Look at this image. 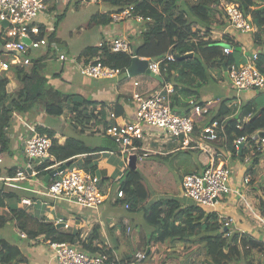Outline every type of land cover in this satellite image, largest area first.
Listing matches in <instances>:
<instances>
[{"label":"trees","instance_id":"trees-1","mask_svg":"<svg viewBox=\"0 0 264 264\" xmlns=\"http://www.w3.org/2000/svg\"><path fill=\"white\" fill-rule=\"evenodd\" d=\"M102 1L109 3L116 10L133 5L136 11L150 19L141 23L139 31L134 36H129L130 41H134V44L130 43L129 55L112 53L110 56L113 60L129 58L130 61L131 55H136L142 47L154 44L156 36L160 34H164L168 40L170 48L166 54L174 53L176 56H181L186 53H193L192 58L180 61L174 59L172 62H167L164 59L166 56L164 53H158L152 57V60H161L159 75L165 74V82L170 83L174 89L172 110L180 112V115H188V100L198 97L195 91V82L199 81L198 85H200L209 77L206 65L224 61L226 57L221 49L223 44L209 39L213 30L224 28L227 25L226 15L219 9L220 0H183L182 3L179 0ZM224 1L236 3L243 14L250 17L255 28V31L250 35L253 46L258 53L256 66L264 74V0ZM109 13L103 14L100 21L101 25L111 22ZM54 35V30L46 34L49 41H53ZM1 44L2 41L0 40V54L2 53ZM232 45L234 52L237 50V46L234 43ZM88 49L86 50L87 53L90 50ZM96 49V47L92 48L90 52L94 54ZM28 55L33 62L31 66L12 68L15 75L14 80L17 79L18 81V87L15 90H8L9 79L0 77V154L9 150L6 127L8 118L12 113L24 114L39 105L47 115L59 117L68 107V110L73 113L71 120L75 129L78 126L84 128L85 124L93 118L94 107L90 108L89 100L76 93L62 92L50 85V78H60V73H55L52 76L45 74L44 62L47 60V52L34 56L28 53ZM235 60L234 57L226 59V66L235 63ZM234 110L231 100H222L218 102L216 108L213 106L203 119L199 117L197 122L199 128L211 119H217L224 123V133L221 134L218 141L211 143L215 147H221L232 157L243 160L248 155L251 162L248 171L251 172L253 167L258 164L261 156L260 152L255 150L257 139L254 137L259 132L264 131V105H260L254 110L250 102L244 104L241 113L248 117L245 122L230 117ZM258 110L260 111L259 114L252 118ZM238 124H240V128L237 127ZM35 130L37 133L46 135L52 141L49 156L35 163L36 175L41 179L50 172L48 167L54 164L62 165L70 162L69 166H72L80 154L98 151L87 149L85 146H82L81 149H75L67 144L61 145L54 137V131L46 127L36 126ZM242 136L248 138L245 145L236 151L233 147V141ZM110 141L112 146L108 149H117V145L111 139ZM136 144L140 145V142H136ZM247 146L251 147L252 150H249ZM197 149L199 148L186 150ZM205 156L209 159L206 153ZM92 158L93 156H86L82 167L93 174L97 167L92 165ZM219 158L216 159V162ZM87 160L90 161L87 162ZM205 166H202L200 170L195 167L191 174L199 173ZM143 181L144 179L137 168L127 167L119 180L118 189L124 194L123 199L119 202L120 206L124 208L125 204L128 205V208H124L125 212L127 214L143 213L146 222L153 226V232L148 238L146 257L154 254L159 255L157 259L159 264L168 261H172L174 264H230L240 260H243L245 264H253L252 260H247L253 250L259 251L264 256V241L247 233L222 231L223 221L211 208L207 209L194 201L193 203H184L177 198L166 197L161 194H158L157 198L146 206L145 203L150 200L152 195ZM2 196L4 198L12 197L11 194H3ZM10 211L12 213L11 219L15 220L16 229L24 231L27 239L32 240L34 244L38 236H43L47 241L60 243L79 239L80 232H75L72 235L66 234L59 231L50 222L34 221L24 211L15 208ZM6 221L7 218L0 215V223L4 225ZM30 221L31 223H29ZM95 241L104 243L97 226L92 227L86 236L82 249L91 254H105L107 256L105 264L124 263V258L122 257L120 261H117L111 250L92 248ZM165 242H168L169 250L159 248V245ZM179 246L182 248L179 249ZM0 264H27V258L18 246L8 245L0 250ZM262 264H264V260Z\"/></svg>","mask_w":264,"mask_h":264},{"label":"crops","instance_id":"crops-1","mask_svg":"<svg viewBox=\"0 0 264 264\" xmlns=\"http://www.w3.org/2000/svg\"><path fill=\"white\" fill-rule=\"evenodd\" d=\"M53 1L58 2L60 0H51L46 12L50 14L52 11V14L54 15L55 10L53 8L51 9ZM78 1L80 0H76L75 5L85 6L87 3L91 2L95 5L101 3L107 6L108 10H98L93 14V20L95 17L102 20L103 14L115 10V8L111 7L109 3L102 0H82V3H78ZM39 21L42 24L47 23L45 15L40 16ZM111 25L114 26L111 27ZM140 26L141 24L130 20L115 23L110 22L105 25L93 22L91 27L100 34V40L95 45H85L77 53H67L68 57H71L73 62L76 61L75 63L79 60L86 62L93 58L95 53L97 54L98 51L92 54L93 52L91 53L90 50L95 48L99 42L109 41L116 37L125 38L132 44L134 41H130L129 36H134L139 31ZM235 31V29L226 25L224 28L213 30L209 35V39L216 40L223 44L221 49H223L225 44H230L232 47L231 54L226 55L224 61L209 65L218 69V77H222L220 71L228 70L230 64L226 66V59L232 57L236 59L232 43L237 46L236 49L240 46L243 50L252 48L251 54L257 52V49L253 46L252 36L250 34H238ZM87 48L90 49H88L89 53L86 52ZM169 48L166 36L160 34L156 36V42L154 44L142 47L137 51L136 55L130 56V60L133 56H136L139 59L150 61L155 54H166L169 51ZM243 52L241 58H245L246 56L245 51ZM110 54L112 53L104 52L100 54L103 64L112 69L115 73L109 78L103 77L99 79H90L81 74L79 64L75 66L70 62L60 63L58 71L56 70L52 73L45 72L47 76L60 73V78L52 77L49 80L50 85L55 89L62 92L76 93L90 101V108L94 107L93 118L85 124L84 128H80L79 126L77 129L74 128L71 120L73 113L68 110V107L59 117L47 115L45 111L37 105L29 112L24 114L12 113L8 118V125L6 127L9 139L7 160L6 158H3V154L5 153L0 154V202L2 200L0 215H4L7 218L4 225H2L3 223H0V230L5 229L4 233L0 235L3 236L0 238V250H3L8 245L18 246L23 255L27 258V264L58 263L46 244L47 240H45L43 236H38L35 239V244L32 240H28L26 236H20L21 233L25 234V232L16 229L14 225L15 220L11 219L12 213L10 210L12 208L24 211L29 214L34 221L50 222L56 226L59 231L66 234L72 235L75 232H80L79 239H74L68 243L81 249L83 248V242L92 227L97 226L99 227L100 237L103 239L104 243L95 241L92 248L111 250L117 261H120L122 257L124 258V264H159L157 260L159 255L156 254L153 256H145L144 259L141 260L137 258V254L146 255L145 252L148 250V238L145 236V233L142 232L140 235H135V238L131 239L130 236L134 233V230L130 220H137L139 223H142L139 220L144 218L142 213L127 214L125 212L124 208L120 206V200L116 198L118 186L116 187L115 184L119 182L128 167V157L130 154L137 155V168V161L143 159L147 153L165 159L178 151L180 147L174 146V148H166L167 146L164 144L162 145L165 147L164 150L152 149L139 141L140 145L138 146L141 147V150L138 152L124 153L126 156L120 153L118 146L117 149L110 150L107 146H112V144L110 138L104 133L101 121L105 119V113L100 112L98 114L95 111V107L102 105L104 110L113 111L116 116L115 120L117 121H132L135 119L136 112V104L132 101V95L134 93L147 97L154 94L165 85L171 84L165 82V74L162 76L155 74L157 77L146 73L129 76L126 71L130 65L129 58L115 61ZM250 56H246L245 62ZM234 62L235 63L233 64L237 63L236 60ZM45 63L46 61L44 64ZM206 66L208 69V64ZM12 72L13 71L10 70L6 74V77L9 79L8 90L10 91L15 90L18 87L17 79H12L14 75ZM134 83H137V85H134ZM231 84L229 85V88H220L217 94L203 91L202 94L200 93L198 95L196 100L204 101L208 99H216L219 102L227 99L230 100V98H239V101L233 100L234 102L232 104L235 109L234 112H237L238 109L241 111L242 106L248 102H250V105L254 110L258 108V105L256 106V103H252L253 101H251V97L255 95V93L248 90L246 91L247 94L242 98V96L238 95L240 92H236ZM262 91H264V89L259 92ZM173 96L174 94L172 95V99ZM242 99H248L249 101L244 102ZM217 105L218 104L214 105V107L216 108ZM113 121L114 120H112V122ZM36 126L46 127L53 130L55 133L54 137L61 145L67 144L75 149H81L82 146H85L87 149L98 150L96 152L80 154L75 162L77 165H72L88 172L84 170L82 166L85 163L86 156H93L91 163L97 167L93 174L98 177L99 187L105 195V200L97 208H82L74 203L67 202L64 199H56L48 196L46 194L48 181L44 182V178L34 181L31 180L33 175L29 174L27 167L29 165L31 169L36 170V165L34 166L33 164V161L37 162L36 160L31 161V159L25 158L24 162H26V169H23L28 171L29 176L25 179H14L16 170L21 168L19 166L18 155L24 152V141L31 133L36 132ZM145 127L146 126L143 125V130ZM197 127L199 128L198 123ZM104 139L107 140V144ZM212 149L219 154L220 160L231 170L232 177L230 176L229 185L234 191L229 193L233 196L228 199L225 198L221 200L219 197L211 209L218 214L220 219H231L229 227L231 232L237 231L240 233H247L257 238L258 230L255 226V223H257L256 221L261 223L264 228V160L260 156L258 164L253 167L251 172H249L248 168L251 164L250 161L247 162L245 158L242 160L237 157H232L221 147L213 146ZM140 153L141 156H139ZM88 161L90 160H87V162ZM118 166L122 168L119 173L117 172ZM198 169L200 170L201 168ZM246 173H250L251 182L249 185H242L241 180ZM179 183L181 184V181ZM31 184H33V186H31ZM3 194H11L12 197L4 198L2 196ZM42 206H44V208ZM249 215L252 217L248 218ZM29 223H31V221ZM64 225L67 226L64 227ZM8 226L11 228H6ZM123 235L129 237L128 242L132 243L133 247L130 249L128 247L123 248V253H116L113 246V236L123 237ZM260 240L264 241V237L260 238ZM153 244L156 243L153 242ZM168 246V242H165L160 244L159 248L161 250H169ZM181 248L182 247L179 246V249ZM166 263L173 262L168 261Z\"/></svg>","mask_w":264,"mask_h":264},{"label":"built area","instance_id":"built-area-1","mask_svg":"<svg viewBox=\"0 0 264 264\" xmlns=\"http://www.w3.org/2000/svg\"><path fill=\"white\" fill-rule=\"evenodd\" d=\"M50 3L51 0H0V40L2 41L0 55L4 54L8 57L0 59V77H6L7 72L16 66H31L33 62L28 53L49 45L47 32L39 18L46 12ZM219 9L226 15L227 26L242 34H250L255 31L250 17L244 15L236 3L220 0ZM108 15L113 23L130 20L141 24L150 20L148 17H144L141 12L136 11L133 5L115 9ZM25 39L28 40V43L24 42ZM96 48L97 54L95 53L93 58L86 62L79 60L75 63L76 61L73 62L71 57L63 54L58 56L57 61L60 63L70 62L75 66L79 64L81 74L90 79L109 78L115 73L103 64L100 54L104 52L129 54L130 42L125 38L116 37L109 41L99 42ZM222 51L225 55H230L232 47L230 44H225ZM164 59L167 62L174 61L171 53L166 54ZM257 60L258 53L253 52L246 62L232 63L228 66L227 74L236 92L264 89V74L257 69ZM160 62L161 60L149 61L148 67L156 75H159L160 72ZM173 94L174 89L172 85L168 84L147 97L134 93L132 101L136 104V112L135 119L132 121L115 120L114 112L104 110L102 105L96 106L95 111L98 114L105 113V119L101 120L102 128L104 133L118 146L121 154L141 150L136 142L141 141L144 137L143 125L163 129L170 136L176 137L181 143L179 146L181 149L199 148L204 150L209 157L208 164L199 173L183 177L181 194L202 206L212 208L222 194L234 191L229 185L231 170L220 160L219 154L215 150L204 145V142L211 143L220 139L221 134L224 133V123L217 119H211L201 128L197 127V119L199 117L203 119L209 110L218 104V100L198 101L195 98H190L188 100L189 114L179 115L171 108ZM112 120L114 121L112 122ZM237 127L240 128V124ZM247 138V136H242L235 139L233 141L234 149L236 151L241 149ZM255 139H257L255 150L260 152L264 160V137ZM51 144L52 141L49 137L33 132L25 139L23 151L28 159L38 162L49 156ZM247 148L252 150L249 146ZM217 158L219 160L216 162ZM244 158L247 162L250 161L248 155ZM59 166L61 164L57 163L48 167L50 172L56 170L48 179L46 192L48 196L64 199L82 208H97L105 200L97 176L76 166H66L63 170L58 171ZM27 168L30 175L37 174V171L31 169L29 165ZM28 176L27 170L18 168L14 179H25ZM250 181L251 175L246 173L242 177L241 183L249 185ZM123 197V192L118 189L116 198L121 200ZM124 208H128V205L125 204ZM222 221V231L231 233L229 230L231 219H222ZM66 226L64 225V227ZM20 236L25 237L26 235L21 233ZM46 244L58 264H105L107 259L105 254H91L68 242L47 241ZM144 257V254H137L139 260Z\"/></svg>","mask_w":264,"mask_h":264},{"label":"rangeland","instance_id":"rangeland-1","mask_svg":"<svg viewBox=\"0 0 264 264\" xmlns=\"http://www.w3.org/2000/svg\"><path fill=\"white\" fill-rule=\"evenodd\" d=\"M88 1V0H86ZM181 3L183 0H179ZM76 0H60L58 2L53 1V8L55 10L54 15L48 12H44L45 18L47 19V23L43 24V27L47 33L54 30L55 36L53 41H49L50 45L41 47L38 51H33L31 55H40L45 54L47 52V60L45 63V70L48 73L58 71L60 65L57 61L58 56L63 53V55L68 56V54L77 53L82 49L85 45H95L100 40V34L97 33L91 25L93 22L98 24L100 23V18L95 17L93 20V14H95L98 10H108L105 4L99 3L95 5L93 3H87L85 6L75 5ZM84 2V1H83ZM94 2V1H93ZM78 3H82V0L78 1ZM59 17V19H58ZM112 24V23H111ZM114 25H111L113 27ZM238 34H241L238 30H236ZM131 43V42H130ZM134 44V43H133ZM252 48H247L245 50L241 49L238 46V49L235 51L236 56V64L244 63L246 56H250ZM264 50V47H263ZM245 51V58H241L242 52ZM66 53V54H65ZM68 53V54H67ZM244 55V52H243ZM8 57L4 54L0 55V59H7ZM216 67L208 66V74L209 77L206 81H203L200 85H198L199 81L195 82V91L197 95L202 92H208L217 94L220 88H229L231 84V80L228 77L227 71H220L222 73V77H218V69ZM14 73V72H12ZM15 78L13 75L12 79ZM232 85V84H231ZM255 95L251 97L252 103H256V106L264 105V91L259 92L261 90H251ZM259 92V93H258ZM246 91L240 92L238 95L244 97L246 95ZM231 102L239 101L238 98H230ZM244 102H248V99H242ZM233 106V104H232ZM177 114H181L180 112H176ZM232 118L240 119L245 122L247 120L246 114L243 115L240 109L237 112H233L230 116ZM55 120V119H50ZM145 133L144 138L141 142L152 149H162L165 147L162 145H166V148H174V146L178 147L181 145L180 141L176 139L174 136H170L163 129H158L154 127H148L145 125ZM107 144V140L104 139ZM20 143V141H19ZM204 145L209 149L213 148V144L210 142H204ZM110 147V146H107ZM178 149V151L174 152L172 155L168 156L165 159H161L159 157L153 156L149 153H145L146 156L143 159L137 161V171L142 175L144 181L143 183L147 185L149 191H151L152 197L150 200L145 203L148 206L153 200H155L158 194L166 197H174L179 199L184 203H193V200L188 197H184L181 195V179L193 172L195 167L201 168L202 166L207 165L209 159L205 156L204 150H186ZM7 152L3 154V158H8ZM126 156V154H124ZM124 156V157H125ZM27 155L25 152H22L18 155L19 166L23 169H26V162H24ZM33 161V160H31ZM33 161V164L35 166ZM74 165H77L76 163ZM121 167L118 166V173L121 171ZM100 175V174H99ZM124 175V174H123ZM230 176L232 177L231 173ZM41 177L33 175L31 180H40ZM119 182L115 184L117 187ZM33 186V184H31ZM231 194H222L219 199H228ZM195 202V201H194ZM242 204V203H241ZM243 206V204H242ZM44 208V206H42ZM207 208V207H206ZM247 208V207H245ZM208 209V208H207ZM248 212V211H247ZM144 219L139 220L142 223H139L137 220H130V223L133 227L134 233L130 236L131 239L135 238V235H140L142 232L145 233L147 238L153 232V226L146 222L144 214L142 213ZM252 217L251 215L248 218ZM145 220V221H144ZM256 221V220H255ZM254 222V221H253ZM255 226L258 230L257 238L264 237V228L261 223L256 221ZM6 228H11L10 226ZM4 230H0V235L4 233ZM3 236H0V238ZM113 236V246L115 248L116 253H123V248L128 247L132 248V243H129L128 236ZM118 239V242H117ZM22 241V240H21ZM132 252V251H131ZM247 260H252L253 264H262L264 260V256L257 250H253ZM230 264H245L243 260H240L236 263Z\"/></svg>","mask_w":264,"mask_h":264},{"label":"water","instance_id":"water-1","mask_svg":"<svg viewBox=\"0 0 264 264\" xmlns=\"http://www.w3.org/2000/svg\"><path fill=\"white\" fill-rule=\"evenodd\" d=\"M25 43H28V40H24ZM174 57V59L176 60H184V59H188V58H192L193 57V53H186L184 55L181 56H176L174 53H171ZM149 61H146L144 59H139L136 56H133L130 60V65L127 68V73L129 76H135L137 74H141V73H146L149 74L151 76H155L157 77L152 71H150L149 69ZM260 111H256L252 118L256 117L259 114ZM257 137H264V131L259 132L254 138ZM136 160H137V155L136 154H130L128 157V167L131 169H136ZM70 162H66L65 164H62L61 166H59L57 168L58 171L63 170L66 166H69ZM56 170L51 171L50 173H48L45 177H44V182H47L49 179V176L51 174H53Z\"/></svg>","mask_w":264,"mask_h":264}]
</instances>
